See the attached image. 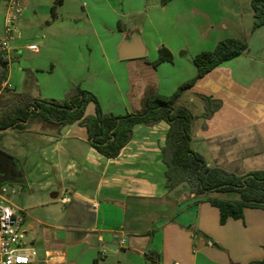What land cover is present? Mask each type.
Instances as JSON below:
<instances>
[{"label":"crops","instance_id":"crops-1","mask_svg":"<svg viewBox=\"0 0 264 264\" xmlns=\"http://www.w3.org/2000/svg\"><path fill=\"white\" fill-rule=\"evenodd\" d=\"M19 1L21 6L27 2ZM251 1H160L150 6L157 12L154 25L149 24L151 13L145 14L153 27L148 36L153 44H147L146 35L137 30L125 29L115 44H93L97 58H83L82 44H50L60 53L51 56L53 69L46 78L55 81L59 69L68 75L64 78L68 84L60 91L51 88L60 96L41 87L40 79L32 78L19 63L35 44L21 45L13 39L10 52L0 55L8 73L1 93L31 102L35 110L36 101L63 102L64 92L81 85L86 74L102 81V63L113 64L116 70L110 76L115 91L105 87L109 91L103 96L96 87H82L95 94L105 114H137L150 96H171L193 79L198 54L213 51L222 40L238 39L248 44L249 51L199 79L180 103L197 117L191 148L208 166L243 177L264 171V25L253 30ZM26 14L21 10L17 21ZM133 32L141 37L145 56L121 60L119 47ZM161 47L173 60L154 66ZM43 51L42 46L32 52L42 55ZM117 67H125L124 88L116 77ZM201 97L221 102L209 118L204 117ZM94 113L91 103L86 115ZM169 128L164 121L136 126L115 159L100 154L91 145L87 128L78 123L60 128L35 116L20 129L0 131V189L16 191L8 201L14 213L25 218L21 239L29 236L31 246L43 252L41 264H109L103 251L110 244L119 246L116 256L128 250L130 264H264L263 209H246L242 219L221 225L219 210L206 198L189 193L168 197L161 149ZM64 196H70L71 203H63Z\"/></svg>","mask_w":264,"mask_h":264},{"label":"trees","instance_id":"trees-1","mask_svg":"<svg viewBox=\"0 0 264 264\" xmlns=\"http://www.w3.org/2000/svg\"><path fill=\"white\" fill-rule=\"evenodd\" d=\"M164 1V0H163ZM63 0H57L51 8L55 15L56 8ZM254 12L253 30L264 25V0H252ZM249 51L248 44L238 39L220 41L213 51L198 54L193 62L197 69L196 76L181 85L171 96L155 94L146 101V108L137 114L113 116L105 114L98 98L79 85L73 87L63 102L36 101L35 110L31 102L21 103L1 93V85L7 80V62L0 56V130L21 128L35 116L54 123L60 128L80 124L87 128L91 145L109 159L117 158L122 149L131 141L134 128L138 125L148 127L161 122L169 124L165 145L162 147V159L166 165V187L173 190L179 184L188 182L197 199L206 200L219 210L220 224L229 219L240 220L246 209L264 210V171L253 172L243 177L237 176L219 167H210L205 158L192 150L191 140L193 123L197 117L185 105L180 103L182 95L199 79L205 77L223 63L235 59ZM157 66L171 62L169 50L161 47L158 51ZM205 102L204 117H211L220 107L221 102L210 97H201ZM95 105V113L86 115L89 104ZM39 109V112H36ZM152 231L149 235H152ZM152 256V254H150Z\"/></svg>","mask_w":264,"mask_h":264},{"label":"rangeland","instance_id":"rangeland-1","mask_svg":"<svg viewBox=\"0 0 264 264\" xmlns=\"http://www.w3.org/2000/svg\"><path fill=\"white\" fill-rule=\"evenodd\" d=\"M56 1L27 0L25 5L21 6V10L27 13L26 16L20 18L18 21L16 20L11 28L13 29V38L21 45L33 43L37 48L40 47V49H42V46L46 47V52L43 51L42 55L35 54L32 51H25L20 57L19 63L27 68L26 71L32 78L40 79L39 83L41 87H48L50 94L60 96L61 94H55L51 88L59 89L60 91V86L68 84V81L64 79L68 75H63L64 71L59 69L54 75L55 81L49 82L46 78L48 77V71L53 69L51 56L52 58L55 56L59 57L58 54L60 53V50L54 49L52 51L49 48L50 44H82L80 48L82 50L81 56L85 59L92 56L97 58L98 49L95 50L93 44L100 42L103 44H115L117 41L119 42L125 29L137 30L144 35V38L146 35L147 44H153L151 37L148 36L153 31V27H150V25L152 26L157 22L155 19L157 12L155 9H151L150 6L163 0H63L62 5L57 6L55 15H53L51 8L55 5ZM8 2L9 0H0V55H2L1 42L6 38L5 27ZM148 12L151 13V20L153 21V24L149 21L150 25L146 22L145 17V14ZM123 63L124 65L121 66L127 64L126 61H123ZM112 69L116 70L113 64L108 66L102 63V81L98 82L90 74H86L82 82H80L82 84L78 85L82 89H84L83 85L88 87L93 86L103 96L105 94L108 95L109 89L106 90L105 87L110 88L111 91L116 90L114 79L110 76ZM118 69L117 67L118 75L116 77L120 86L124 88L128 82L124 70L125 67L120 70ZM96 83H100L102 88H99ZM73 87L68 88L64 92V100L67 93ZM9 186L12 187L11 185ZM184 194H187V192ZM30 240L28 236L22 238L21 243L26 245V247H32ZM35 250L38 260L42 262L44 260L43 252L38 246L35 247ZM103 252L107 255L109 264H130L128 261V250H121L117 256L114 255L115 252L107 249H104Z\"/></svg>","mask_w":264,"mask_h":264},{"label":"built area","instance_id":"built-area-1","mask_svg":"<svg viewBox=\"0 0 264 264\" xmlns=\"http://www.w3.org/2000/svg\"><path fill=\"white\" fill-rule=\"evenodd\" d=\"M21 13V4L19 0H9L8 13L6 16L5 34L6 38L1 42V51L10 52V42L13 38V29L11 26L18 19ZM32 51H37L36 45L29 46ZM15 190L8 187L0 189V264H41L34 247H26L21 243L20 229L25 221L21 214H15L13 207L8 199L10 194H15ZM70 196H64L61 201L63 203H71ZM98 204H94L97 208ZM126 240L122 239L121 244L124 246ZM208 245L214 246L213 242Z\"/></svg>","mask_w":264,"mask_h":264},{"label":"water","instance_id":"water-1","mask_svg":"<svg viewBox=\"0 0 264 264\" xmlns=\"http://www.w3.org/2000/svg\"><path fill=\"white\" fill-rule=\"evenodd\" d=\"M145 56V48L143 41L138 34L133 33L128 39H126L119 47V58L121 60H129L142 58ZM2 131V130H0ZM191 186L188 182H183L171 190L168 194V197L175 199L177 196L182 195L185 192H190ZM110 251L116 252L119 249L117 244L106 245Z\"/></svg>","mask_w":264,"mask_h":264}]
</instances>
